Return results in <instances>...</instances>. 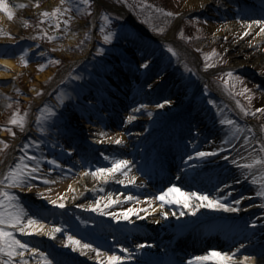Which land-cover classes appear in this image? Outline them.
I'll use <instances>...</instances> for the list:
<instances>
[{
    "label": "rangeland",
    "instance_id": "374dc122",
    "mask_svg": "<svg viewBox=\"0 0 264 264\" xmlns=\"http://www.w3.org/2000/svg\"><path fill=\"white\" fill-rule=\"evenodd\" d=\"M100 1L101 3L98 5L97 0H92L89 6L83 0H5L14 13L12 18H9L7 13L0 9V14H4L7 19H17V26L14 27V29H17L16 31H13L12 27L6 26L0 20V52L5 51L6 54L16 56L18 59L17 66L19 67L16 71H12L11 78L0 80V139H5L8 145L5 147L3 142L1 147L0 144V181L4 180V177L7 175L5 173L14 164L26 166L23 170L30 174L26 175L24 186L14 187L16 189V192H14L17 197L16 202L23 210L24 219L29 214L37 223L40 221L47 223L46 220L49 217V212L45 211L43 207L41 208V204H38L40 200L36 198L40 194L35 191L33 193L32 186H44L52 176H62L61 171L56 169L54 164L51 166V162L43 160L40 157L41 153L47 159L49 158L50 161L52 159L57 160L61 164L60 166L66 165L71 159L76 158L78 161L79 158L83 157V162L79 165L73 164L71 174L76 173L77 168L88 169L90 171L97 168H108L111 166L113 159L127 158L128 164L133 166L139 164V161L142 160L141 150L144 144L138 146L140 150L134 152L133 155H129L116 149L117 143L114 137L121 133L123 134L126 120L136 115L135 109L131 110V108L138 107V97L147 91L143 89H147L149 83L156 76L168 73L170 77L169 81L173 80L177 85L175 93H172L173 90L171 89H164L155 105L163 104L164 100L169 101L174 96H178V102L189 107V111L171 120L170 102L164 104V107L147 108L146 112L148 118H150V123L146 122L144 127L136 126L135 132L154 131L159 128L164 130L159 135H166V142H173L177 138H182L188 145H191L195 142L194 136L196 135L197 137V134H199V129L192 128L191 124L195 123L194 121L198 118L203 119L204 122L200 125L203 124L207 131L210 129V132H206L205 134V136H209L204 141L198 143L194 154L202 151L207 144L215 140L212 153H216V155H212V159L226 166L230 171L231 178L226 177L218 181L216 185L213 184L212 192L216 193L219 198L222 197V203L231 204L230 207L233 209L238 208L239 211L243 207L237 205L236 201H244L245 199L250 201L249 205L254 210L242 222V227H240L242 230L240 232L246 230L254 231L255 241L260 242V246L256 247V249L261 248L264 250V196L258 195L262 191H259V187H264V147H262L264 146V111L256 112L257 108L264 106V73L260 69L254 72L248 67L237 64L236 61L244 60L245 56L241 55L243 52L241 53L236 45L229 46L230 43L238 40L245 41L247 36L233 31V26L226 28V30L224 29L222 34L214 38L210 36L209 23H215L226 18L218 16V12L214 7H210V11L209 9L203 10L202 6L197 7L195 5L192 7L191 3L190 9L183 10V0H155L158 4L154 8L156 9L155 14H157H153L149 22H144L140 20V15L136 13L141 11L144 16L147 7L152 6L149 5L151 0L141 2V5L135 8H132L129 4L133 0ZM255 1L261 4V0ZM230 4L232 5V18L234 20H243L242 16L246 12L242 10L240 4L237 2H230ZM29 9L32 10V14L26 12ZM55 9H59V12H55ZM157 9H160V11H157ZM97 10L99 11L98 16L103 14V21H105L103 19L105 14L109 16L108 21H105L106 23L103 25L101 24L100 16L98 21L97 18L95 20ZM45 11L49 12L50 15L45 17L43 15ZM168 12L173 13V15H167ZM211 13L217 15L211 16ZM128 14L132 16V19L136 23L129 18ZM262 16L264 20V14ZM113 19H118V24H128L131 33L135 34L136 31L139 39L132 34H123L120 28L111 29V24L114 22ZM118 24L117 27H120ZM150 27H155V30ZM101 28H103V31H101ZM109 33L111 34L110 38L105 40V35ZM143 36H157L158 46L154 48L153 45L149 46L148 43L140 41ZM39 37L45 40V45L42 44V40ZM49 37H54V39H50ZM71 37L73 40H69ZM183 38H186V41L188 38V42H185ZM100 40L114 45L117 44V46H102L98 42ZM38 41L40 44H38ZM259 45L252 46L251 48L256 50ZM197 48L202 50L200 53L202 60L209 67L200 68L201 59L199 54L194 51ZM213 50L215 51L213 52ZM161 52L165 55L161 54ZM47 53H51L54 57L44 60V56ZM208 53H211V55L205 60V54ZM22 56L28 61L27 64L21 62ZM56 60H59L60 63H55ZM246 61L247 63H251L253 56L247 58ZM145 63L149 65L148 68L141 67ZM32 64H34V69L29 68ZM40 65H45V67L40 68ZM88 67L97 72L93 73L96 76H92L89 73L95 83L84 85L82 84L83 79L76 76H82L83 71L87 73ZM45 70H50V76L47 80L40 77ZM189 70L196 76L194 79L185 81L183 75L189 74ZM229 71L232 72V76L227 75ZM118 72L119 74H117ZM124 74L132 76L136 82L133 86L128 85L122 90L126 94V97L118 101L120 104L119 111L116 113L118 117H115V115L111 116L114 121L108 120L105 123L106 125H103L104 128H102V132L106 135L113 129L118 130V133L110 136L106 142L93 141L95 144L91 148V152L94 159H90L88 162L86 158L88 155L83 150L85 145H81L80 141H83V139L80 138V135H83L82 138L85 136L94 138V135H89L83 130L78 132L75 126H73L81 125V122L74 120L75 116L81 115V112L75 106L80 102V99H74V105L72 101L61 96L59 89L71 84V80L75 79V87L79 89L83 98L95 97V101L98 99L102 101L105 95L104 92L110 89L109 80L115 76L123 77ZM81 80L82 82H80ZM202 84H209L215 92L213 104L208 103L203 98L205 87L197 97H194V94ZM245 88L248 89L247 92L244 91ZM96 94L98 97H96ZM249 96H251V99L248 98ZM18 97L22 100L21 103L25 107L31 109L29 119H33L32 124L35 128L31 124V126L26 128L27 130H21L19 125H12L10 123L15 113L18 112L22 116L25 109L23 104L18 101ZM228 103L239 115H243V118L250 127L236 123V131L233 135L231 134V136L226 138L229 141L222 142L224 130L220 124L221 117H223V120L230 119L231 117L235 118V116L229 114L231 109ZM249 103L251 105L247 106L246 104ZM20 106H23L24 109ZM97 108L99 106L92 108V110L95 111ZM37 109H41L42 112L38 114L39 119L35 121V110ZM49 109L58 113L52 115ZM245 109H247V113H244ZM25 113H29V109ZM199 114H202L201 117L198 116ZM162 120L163 124L160 123ZM169 120H171L170 123ZM4 124L7 125L8 133L1 130L5 127ZM67 127H70V130ZM244 128L246 131L242 135L239 131ZM13 132H15L14 136L12 135ZM20 133H24L23 137H20ZM18 134H20L19 137L16 136ZM238 135H241L242 141L253 137V143L256 144L252 152H243V156H238L239 161L236 158L237 155L236 157L231 156L236 152L237 141L235 140L238 138ZM53 137L63 138L61 145H59L60 147L63 148L67 144H72L76 151L68 155L59 146H51L50 143ZM151 139L149 138L146 142L149 143ZM233 141L235 142L233 143ZM247 144H250V142ZM185 145H182V149L179 151L181 153L177 154L178 151L176 153L175 158L178 157L179 161L188 152L184 149ZM53 147L56 148L53 149ZM151 156H154V154ZM233 160L237 163L234 164ZM240 165H252V167L243 168ZM124 167L128 168L129 166L125 165ZM152 168V157L150 160L142 163V171L150 172ZM138 173L141 177L139 178L140 180L125 181L124 183H121L117 178L107 180L102 178L101 182H96L93 185L91 189L92 194L88 195L86 199L92 200L95 197L98 199L102 195L113 192L122 193L123 196H134L136 188H139L147 181L145 174L140 171ZM237 182L240 183V187L218 191L223 183H227L226 186L230 187ZM5 183L7 182L5 181ZM151 183L149 181L147 187L149 189L145 188L146 190H144L147 195H158L169 189L166 185H159L158 182L156 186L152 180ZM29 184L31 185L30 187ZM5 187L3 183H0V192ZM182 190L184 192H192V187L183 186ZM170 194L171 192L165 197ZM169 200V198L162 200L166 202L164 203L166 209H173V207L180 206L181 204L176 202L178 199H175L171 203L168 202ZM105 201L103 205L102 203H97L90 210L70 209L72 211H68L67 215L59 211L54 212L53 216L56 215V217L52 218L49 223L60 228V231L55 233L54 242L60 243L65 241L66 237L64 233L67 232L69 235L76 236L83 243L91 244L101 250H108L110 243L109 241H105L107 238L103 237L99 232L101 229L99 223H108L111 226H116V223L122 225L123 220H117L115 218L116 215L113 217H105L106 215H103L107 213V210L112 209L116 203L121 201V197L113 200L115 203L112 204ZM97 207L101 210L97 211ZM150 215L151 213L145 211L143 217H149ZM131 217H134V215ZM104 220H107V222ZM23 226L21 225V227ZM147 226H150V224ZM128 228L130 227L128 226ZM218 228L217 231H219ZM211 229L209 227L203 230L209 231ZM8 230L12 231L23 243L26 242L27 237L29 238L26 235L32 234L26 229L24 233L18 232L15 228L11 227ZM257 235L260 237H257ZM215 239L216 242L219 241L220 244H225L224 246H219L217 249L223 250L222 252H231L236 246L234 243L230 244L229 239L221 237L220 232L216 234ZM256 246H258V243ZM33 247L37 250L41 249L40 246L35 245ZM204 249L192 256L196 258L200 254H204ZM20 251H23L24 255L23 257L13 256L11 259L14 264H43L42 258H38L40 254H35L28 248L21 249ZM55 251L61 256V252L65 250L56 245ZM72 253L75 254L74 252ZM57 254L56 256H58ZM249 255H256V258L260 257V254H256L255 251L249 253ZM5 259L7 257L0 254V264H3V260ZM263 259L261 258V260ZM77 260L82 264H86L83 259H76V262L79 263ZM54 264H62V262Z\"/></svg>",
    "mask_w": 264,
    "mask_h": 264
},
{
    "label": "bare ground",
    "instance_id": "6f19581e",
    "mask_svg": "<svg viewBox=\"0 0 264 264\" xmlns=\"http://www.w3.org/2000/svg\"><path fill=\"white\" fill-rule=\"evenodd\" d=\"M263 0H261L262 2ZM230 2H237L240 4V7L246 14L242 19L234 20L232 18V5ZM255 0H183L182 2V8L183 10L190 9V4L192 7L195 5L197 7L202 6L203 10L209 9L210 7H214V9L217 10L218 16L226 17L224 20L216 21L215 23H209L208 27L210 29V36L213 38L217 35L222 34L224 29L230 28L233 26V31L239 32L241 35V32L244 31V29L247 27L250 30L248 32H245L244 34L247 36L245 41L238 40L233 43H230L229 46H237L238 50L241 51V55L245 56L244 60H238L236 61L237 64L240 66H245L250 68L252 71L257 72V70H261L264 73V30L260 28V26L256 23L252 24H246V21H259L263 20L262 15L264 14V4H258ZM97 3H101L100 0H97ZM28 14H32V10H26ZM97 13L99 11L97 10ZM263 13V14H262ZM248 14V15H247ZM129 15V14H128ZM211 16H216L217 14L211 13ZM129 18L136 23L134 19H132V16L129 15ZM0 20L5 23L6 26L12 27L11 29L13 31H16L17 29H14V27L17 26V19H7V17L4 16V14H0ZM171 33V32H170ZM169 33V35H171ZM69 40H73L71 37ZM260 44V45H259ZM259 45V47L256 50H253L251 47ZM250 56H253V61L251 63H247L246 59ZM18 59L16 56L12 54H6L5 51L0 52V80H6L11 78L12 71H16L19 67L17 66ZM30 69H34V64L30 65ZM50 70H45L42 72L40 77H42L44 80H47L50 76ZM119 74V72L117 73ZM82 76L77 75V78L83 79L84 84H94V80L90 77V75L86 72H83L81 74ZM169 74L165 73L163 75H158L155 77L154 80H152L149 85L147 86V90L144 94H142L140 97H138L137 101H139L138 107L131 108L135 109L136 115H134L133 119L126 120L125 122V130L123 131V134L116 135L114 137L115 139L117 137L120 138L121 143L116 144V148L120 152H126L129 155H132L134 151H138V146L140 144H144V148L141 150L142 155L146 154L148 151L159 149V147L162 144L161 140L157 137L160 132H162L161 129L157 128L154 131L146 130L144 132H135L136 126H143L146 125V122H149L148 114L146 112L147 108H155L158 107V105H155L156 101L159 99V97L162 95V92L164 89H171L173 90L172 93H175V81L171 80L169 81ZM82 81V80H81ZM136 80L132 76H129L128 74H124L123 77L121 76H115L114 78H111L109 80V87L110 89L106 92H104L105 95H107V101L109 103H112V100L118 99L116 91L123 92L122 90L126 88V86H133L135 84ZM71 83V86L68 88H62L60 93L63 98L70 100L74 103V99H80V102H78L75 106L79 112H81V115L75 116L74 120H77L81 122V125H73L75 126V129L78 130V132H81V130L85 131L87 134L94 135V138H88V136L82 138L81 145L90 146V143L93 144V141L97 140L98 142L102 141H108V138L112 135H115L118 133V130L113 129L111 132H109L108 135L102 132V128H104L103 125H106L105 123L108 122L110 117V111H116L117 105L113 107H108L106 105H101V99H99L97 102L93 98H83L80 96L79 90L75 87V85ZM71 88V89H70ZM97 93V92H96ZM96 97L97 94H96ZM146 97V98H145ZM178 96H174L169 102L171 103L170 112L172 114L171 120L173 118L178 117L179 115L186 113L189 111V107L184 106L182 103L178 102ZM120 98V97H119ZM141 100V102H140ZM103 101V100H102ZM106 101V100H105ZM136 101V102H137ZM164 100L162 103L165 104ZM94 110L92 108L98 107ZM111 106V105H110ZM200 117V116H199ZM169 120V123L170 121ZM201 120V119H200ZM199 121V120H197ZM202 121V120H201ZM163 120L160 122L161 124ZM150 123V122H149ZM201 123V122H200ZM193 125V124H192ZM77 126V127H76ZM199 124L195 126L199 129V134L194 136L195 142H193V146L188 149L189 155L187 157H191V159L187 158L185 156L184 164L181 166L178 171H174V178L168 179L173 186H175L176 189H179V191L171 192L170 195L167 197H164L162 199H157V195H147L145 194L144 190L149 189L146 184L142 185V187H139V189L136 188V193L134 196L127 195L123 196L122 193L119 192H113L109 194H105L100 196L99 203L97 202L98 199L95 197L94 199H86L88 195L92 194L91 189L93 185L96 182H101L104 173H98L97 175L100 176V179H97L92 175V171L88 170L85 171L83 168H77L76 173H72V166L73 164H80L83 162L82 158L77 159H71L69 162H67L66 165H62L55 160L52 159V161H55L53 163L50 161V159L44 154H40V157H42L43 160H46L48 162H51V166L54 164L56 169L61 171L62 176H52V178H49L47 180V184L44 186H32L33 193L38 192L40 195L37 200H40L39 205L41 204V208L43 207L45 211L49 212V217L46 220L47 223L44 222H36L35 224L31 225L34 228H37L39 230L30 232L32 234H27L26 236H29V238H26V244L29 245L28 249L31 250L34 248L33 246H40L41 249H38L35 254L38 255V258H42L44 261L45 259L49 262V264H54L56 262H62V264H69L71 259H83L86 264H101V261H98L96 259V256L99 255L96 252L90 251V250H81L79 247L74 251L71 242L65 243V241L62 242H54L55 235H48L49 229H51V226H54V224L49 223L50 220L53 217L54 212H63L66 213L68 211H72L70 209H80L82 211L84 210H90L91 207L89 205L95 206L100 203L102 205L104 204V201L106 200L108 202L109 198L111 200L118 199L121 197V201L116 203V205L111 209L107 210V213L110 212L113 215L103 214L106 215L105 217H113L114 215L121 214L122 210L128 209L131 207L133 211L129 212L127 214V219H123L122 225L118 224V228H123L124 231H119L116 229V227H111L108 223H99L100 226V233L104 237H107L105 241H109L113 239L114 234L115 239H118L123 233V235H127L125 238V246L124 247H118L119 251L112 252L109 250H101V252H107L109 254L115 253L118 256H129L131 254H140L139 251H146L151 253L152 251H162V252H168L172 253L173 251H176V253L181 252V248H183V245L187 244L189 245V239L192 240V238L184 239V234L187 230L191 229H200V228H206L209 226H212L216 228L219 225L227 226L230 230L229 231H222V234L227 235V238L230 237L231 242L238 241L235 248L228 252L232 254L234 261L236 264H246L244 257H249L250 259L247 261V264L257 263V264H264V259L261 260V258H264V250L259 247V241H255L254 237V231L248 230L247 232H241L239 236H237V230L238 227H242V222L246 217L254 210L249 205V200H242L240 203H237L241 208L238 212H232L228 211L227 209H219V208H207V207H200L198 210L193 214L192 211L189 210L188 207H182L180 206L173 207V209H166L164 207V201L163 199L167 200L168 198L172 200V202L175 201V199L178 200H184L186 197L183 195V193H191V192H184L182 190V187H192V192H199V193H207L213 198H218L220 201H222V197H218L216 193L212 192V186L214 182L221 181L226 178V176L230 175L229 170L226 166L218 163L217 160L212 159V155H208L205 157H199L194 154L192 149H195V147L198 145V143L202 142L207 138V136H204L207 131L205 129V126L202 124L200 127H198ZM70 128V127H67ZM82 128V129H80ZM117 129V128H116ZM70 130V129H68ZM92 130V131H90ZM90 131V132H89ZM101 133L103 135H101ZM152 138L149 143L146 141ZM63 139V138H62ZM61 138L53 137L51 140L50 145L51 146H59L61 145ZM110 140V139H109ZM215 140L207 144V146L202 150V152L212 153L213 152V143ZM178 143H174L173 146L177 147ZM60 147V146H59ZM56 147H53L55 149ZM62 147H60L61 149ZM65 153L70 155L72 152L76 151L74 146L72 144H67V146L62 148ZM148 154V153H147ZM53 156V155H52ZM65 156V155H64ZM127 158H123L121 160H126ZM128 160V159H127ZM165 160V159H163ZM165 163L164 161H162ZM166 165V163H165ZM127 167H123L119 172L116 173H110L109 179H115L118 180H124V181H134V180H140L141 178L139 176V169L141 167L133 166L130 164H127ZM79 169V170H78ZM200 178V179H199ZM196 182V183H194ZM228 183V182H227ZM226 184L221 185V188L219 191H223L226 188ZM146 189H145V188ZM235 187H240V183H235L234 187H229L227 189H233ZM32 193V192H31ZM125 197H128V199H125ZM35 199V198H33ZM190 204H195L197 201L188 198ZM56 200V204H52L51 201ZM105 201V202H106ZM63 202L64 207H60V203ZM83 205V207H81ZM231 205V204H230ZM149 212L151 215L149 217H143L144 212ZM166 212L168 213L167 216H162L161 213ZM28 214V212H27ZM134 217H131L133 216ZM29 216L26 215L25 219ZM104 217V216H103ZM116 217V216H115ZM46 218V217H45ZM107 222V220H104ZM129 223H134L137 225H145L148 230V233H152L149 235L148 240L150 238L155 239L153 237L154 231L151 230L152 226L150 228L147 227L148 224L151 225L153 223L154 227L158 230V232L163 233L164 236L161 238V241H159L161 244H158L155 241H148L145 243H140V247L138 245H134L131 243V235L133 234V231H128L126 229V226ZM156 224V225H155ZM47 226V227H46ZM153 227V228H154ZM144 227L139 228L137 231L146 232V229H143ZM234 228V229H233ZM27 230V228H26ZM213 233L205 234L202 238L204 239L203 242L207 241L208 238L214 237L215 232ZM258 234V233H256ZM118 235V237H117ZM188 235V234H186ZM112 238H111V237ZM237 236V238H236ZM76 237V236H75ZM117 237V238H116ZM158 237V236H157ZM257 237H260L257 235ZM77 240H80L76 237ZM195 239V238H194ZM81 241V240H80ZM82 242V241H81ZM192 242V241H191ZM83 243V242H82ZM258 243V246L256 244ZM183 244V245H181ZM56 245L62 247L65 251L61 252V256L57 254L55 251ZM212 246V245H211ZM94 247V246H93ZM95 248V247H94ZM139 248V251L137 250ZM127 249L128 251L125 252L124 250ZM213 251L222 252L223 250H211L207 249V251L202 255H199V257H205L209 256V254ZM256 254H260L259 258H256V255L250 256L249 253L254 252ZM74 252L75 254H73ZM245 252V253H244ZM47 253V254H46ZM43 254V256H41ZM56 254L58 256H56ZM241 257H239L240 255ZM149 256H152L150 254ZM174 256V255H173ZM139 256L138 258H140ZM60 258V259H59ZM150 257L149 259H151ZM101 260H103L104 264H107V260L104 259L103 256H101ZM123 260V259H122ZM69 261V263H68ZM152 262V260H150ZM252 262V263H250ZM180 263L183 264H219V261L215 258H210L207 260H194L192 258H187L183 262L181 260ZM117 264H121L117 262Z\"/></svg>",
    "mask_w": 264,
    "mask_h": 264
},
{
    "label": "snow or ice",
    "instance_id": "6c2138e0",
    "mask_svg": "<svg viewBox=\"0 0 264 264\" xmlns=\"http://www.w3.org/2000/svg\"><path fill=\"white\" fill-rule=\"evenodd\" d=\"M83 2L87 5H91L92 0H83ZM0 9H2L4 12L7 13V16L9 18H12L14 13L11 10V7L8 3L5 2V0H0ZM55 12H59V9H55ZM157 11H160V9H157ZM54 14V13H53ZM45 17L49 16L50 13L45 11L43 13ZM167 15H173V13L168 12ZM103 19L107 22L109 19V16L105 14L103 16ZM246 24H252L256 23L260 26L262 30H264V20H259V21H246ZM250 29L245 28L243 32H241V35H244L245 32H248ZM101 31H103V28H101ZM10 34V33H9ZM110 33L108 35H105L104 39L108 40L110 38ZM50 39H54V37H49ZM171 50V49H170ZM215 50H213L214 52ZM211 55V53L205 54V60L208 59V57ZM21 62L24 64H27V60L21 57ZM55 63H60L59 60H56ZM206 68L209 67L208 64L204 65ZM40 68H44L45 65H40ZM141 67L148 68L149 65L147 63L141 65ZM229 76H232V72L229 71L227 74ZM245 92L248 91L247 88L244 89ZM39 94V93H38ZM251 99V96L248 97ZM169 103V101H165V104ZM158 107H164V104L158 105ZM264 111V106H261L256 109V112H261ZM49 112L51 110L49 109ZM245 113H247V109H245ZM134 117H129V119H133ZM39 119V118H38ZM10 123L12 125H19L21 130L24 129L25 124H26V114L24 116H21L18 112L14 114V116L11 118ZM222 124L225 125H234L236 122L232 121L231 119H225L221 121ZM10 130V129H9ZM238 131V129H237ZM12 135H15V132L12 133ZM101 135H103L101 133ZM116 143H121L120 138H116ZM5 147H7V142H4ZM264 147V146H262ZM197 156L199 157H205L208 155H216V153H207V152H197ZM191 159V157H189ZM55 163V161H52ZM233 163H237L235 160H233ZM128 164V161L126 160H121V159H113L111 166L108 168H97L92 171V175L96 177L97 179H100V176H98V173H104L105 175L103 176L104 180L109 179L110 173H116L119 172L125 165ZM26 166L22 164H17L15 167H12L9 169L7 175L4 177L3 181H0V183H4L5 181L8 183L9 186L11 187H18V186H24V181L26 175L30 173H26L23 169ZM240 167L243 168H251L252 165H240ZM85 171H88V169H85ZM124 180H121V183H124ZM31 185L29 184V187ZM179 191V189H176L175 186L172 188H169L165 190V192L159 193L157 195V199H162L164 198L168 193L170 192H175ZM183 195L186 197L184 200H177V203H182L185 207H188L190 211L195 214V212L198 210L200 207H207V208H219V209H227L228 211H239V209H233L230 207L229 204L227 203H222L218 198H213L207 193H199V192H191V193H183ZM258 195L264 196V190L260 191ZM192 198L196 200L197 202L195 204H190L189 199ZM125 199H128V197H125ZM17 197L14 192H10L7 190H4L0 192V254H3L7 257V259L3 260V264H14L13 260L11 259L13 256H20L23 257L24 252L20 251L21 249H27L28 245L26 243H23L20 239H18L12 231L8 230L9 227L15 228L16 231L24 233L25 229L27 228L28 232H33L37 231L39 229L32 227L31 225L35 224L36 221L32 216H28L27 220L24 219V213L21 208V206L16 202ZM99 203V198L98 201ZM169 203L172 202V200L168 201ZM52 204H56V200L51 201ZM109 204L115 203V201L111 200L109 198L108 200ZM236 203H240V201H236ZM60 207H64L63 202L60 203ZM83 207V205H81ZM89 207H92V205H89ZM97 211H100L101 209L97 207ZM133 211L131 207L128 209L122 210L121 214L116 215V219L119 220L121 218L127 219V214L129 212ZM108 215H113L112 213L108 212L106 213ZM162 216H167L168 213L162 212ZM21 225H24L21 227ZM60 231L59 226H51V230L48 232V235H55L56 232ZM66 240L65 243L67 244L68 242H71L73 250L75 251L77 247H79L81 250H90L93 252L98 253L99 255L96 256V259L98 261H101V264H104L103 260H101V256L104 257V259L107 260V264H117V262L121 261L125 257L118 256L115 253H107V252H101L100 248H94L91 244L88 243H82L80 240H77L75 236L69 235L67 232L64 233ZM140 247V245H138ZM31 251L33 253L37 252L36 248H32ZM125 252L128 250L125 249ZM43 256V254H41ZM210 258H215L219 261V264H236V262L233 259L232 254L228 252H217L213 251L209 254V256L205 257H197L196 260H207ZM249 257H244V260L247 264V261L249 260ZM43 264H49V262L45 259Z\"/></svg>",
    "mask_w": 264,
    "mask_h": 264
},
{
    "label": "trees",
    "instance_id": "16d2710c",
    "mask_svg": "<svg viewBox=\"0 0 264 264\" xmlns=\"http://www.w3.org/2000/svg\"><path fill=\"white\" fill-rule=\"evenodd\" d=\"M141 2H145V0H133L129 4H130V6L132 8H135L136 6H140L141 5ZM149 3H150L149 5H152V6L147 7L144 16H143V13L141 11H138V13H136V14H139L140 15V20H142L144 22H149V19H152V15L155 14V12H156V9H154V8H155V6L158 5L155 0H151ZM150 28L155 30V27H150ZM187 40H188V38H187Z\"/></svg>",
    "mask_w": 264,
    "mask_h": 264
}]
</instances>
